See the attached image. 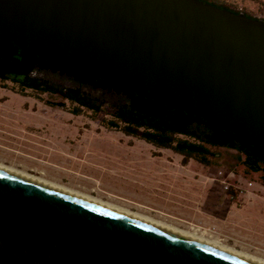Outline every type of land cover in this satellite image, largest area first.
Here are the masks:
<instances>
[{"label":"water","instance_id":"water-1","mask_svg":"<svg viewBox=\"0 0 264 264\" xmlns=\"http://www.w3.org/2000/svg\"><path fill=\"white\" fill-rule=\"evenodd\" d=\"M0 40L264 148V19L201 0H0ZM0 264H259L0 169Z\"/></svg>","mask_w":264,"mask_h":264},{"label":"rangeland","instance_id":"rangeland-1","mask_svg":"<svg viewBox=\"0 0 264 264\" xmlns=\"http://www.w3.org/2000/svg\"><path fill=\"white\" fill-rule=\"evenodd\" d=\"M223 2L264 17V0ZM31 76L54 90L27 89L22 95L18 81L22 78L0 79L1 162L230 246L234 239L226 237V243L225 237L193 225L200 224L196 216L207 213L224 218L232 206L246 204L245 213L235 216L236 225H229L230 234L239 239L233 247L264 257V191L255 189L264 185V171H253L243 153L206 144L212 151L209 165L195 158L183 165L182 154L106 125L116 118L113 105L127 101L125 94L40 67ZM67 88H81L84 95L102 104L101 110L65 99L60 91ZM59 102L65 106L50 105ZM76 107L81 108L79 114L73 113ZM192 128L202 135L207 130L198 124ZM240 187L243 195L252 190L256 197L244 201Z\"/></svg>","mask_w":264,"mask_h":264},{"label":"trees","instance_id":"trees-1","mask_svg":"<svg viewBox=\"0 0 264 264\" xmlns=\"http://www.w3.org/2000/svg\"><path fill=\"white\" fill-rule=\"evenodd\" d=\"M36 67L49 69L54 72L68 74L82 83L93 84L102 89L114 90L127 96L125 103L114 104L115 119L107 121L108 127L117 128L126 135H132L153 143L159 147L170 148L183 155L182 164L186 165L190 158H195L204 165H209V155L212 154L210 147H227L237 149L245 155L246 164L253 171H264V148L240 141L226 131L217 129L208 123L195 120L189 115L169 109L168 107L153 101L142 99L125 93L121 88L109 85L104 81H94L82 76L80 73L61 66L59 64L39 59L38 57L23 51L15 44H7L0 40V79L2 82L14 78L20 82L22 95L27 89L47 92L54 90L47 82L33 78L31 73ZM6 88L5 84H2ZM60 94L81 106H87L94 111L101 110L102 104L90 95H84L81 88H67L60 91ZM64 107L65 104L50 103ZM80 107H76L73 113L79 114ZM193 124L205 125L206 132L199 133L193 129ZM180 135L198 139L192 141L188 138H181Z\"/></svg>","mask_w":264,"mask_h":264},{"label":"bare ground","instance_id":"bare-ground-1","mask_svg":"<svg viewBox=\"0 0 264 264\" xmlns=\"http://www.w3.org/2000/svg\"><path fill=\"white\" fill-rule=\"evenodd\" d=\"M0 169L4 170V171H7V172H10L12 174L21 176L23 178L32 180L34 182L43 184L45 186L54 188L56 190L68 193L70 195L82 198L84 200L96 203L98 205L110 208L112 210L124 213L126 215H129V216H132L134 218H137V219L143 220L145 222L151 223L153 225L162 227V228L170 230L172 232L181 234V235L189 237L191 239L200 241L202 243H205V244H208L210 246L216 247L218 249L227 251L229 253H232V254H235L237 256L243 257L245 259L251 260L253 262H256V263H259V264H264V257H260V256H257V255H254V254L249 253L247 251L239 250V249H237V248H235L233 246H230L228 244H225V243L221 242L220 240H218L216 238L203 236V235H200V234H198L196 232H193V231H188V230L181 229V228L176 227V226H174V225H172V224H170V223H168L166 221L154 218V217H152L150 215H147V214L139 212V211L131 210L128 207L122 206L121 204L120 205L116 204V203H114V202H112L110 200L109 201L104 200L101 197L95 196V195H93L91 193L69 188L68 186L62 185V184L57 183L55 181H51V180L46 179L44 177L36 176L34 174H30V173H27L25 171L16 169L15 167H13L11 165H7V164H5V163H3L1 161H0Z\"/></svg>","mask_w":264,"mask_h":264},{"label":"crops","instance_id":"crops-1","mask_svg":"<svg viewBox=\"0 0 264 264\" xmlns=\"http://www.w3.org/2000/svg\"><path fill=\"white\" fill-rule=\"evenodd\" d=\"M202 186H204V185L202 184ZM253 186H255V184H253ZM255 189H256V191L258 190V191L262 192V191H264V185H262V186L259 185L258 187H255ZM184 190H186V189H184ZM205 192H206V190L204 191V189H203L202 193H205ZM253 192H255V191L249 190L247 194H244V195L242 194L243 200L245 201V197H247V198L254 197L255 198L256 195L253 194ZM216 194L217 193L214 192L213 196H215ZM245 205L241 208H237V207L232 206V209L229 212H227V214L225 215L224 218H220L217 216H210L207 213L197 214L198 217L196 216V220L199 221L200 224H193V225H196V227H199L200 229L208 230L210 232L209 233L210 235L215 234L216 236H219L222 238L225 237L224 239H225L226 243H228L226 240V237H227V239L228 238L234 239L235 244L234 245L232 244V245L236 246V243L239 242L238 241L239 239H235V237H234L235 235L232 236L230 234V233H232V231H230L232 229H231V227H229V225H234V224L236 225L237 221H239V220H237L235 218V216L237 217V215H239L241 213H245V211L247 210V207H245ZM241 249L248 250V249L243 248V247Z\"/></svg>","mask_w":264,"mask_h":264},{"label":"flooded vegetation","instance_id":"flooded-vegetation-1","mask_svg":"<svg viewBox=\"0 0 264 264\" xmlns=\"http://www.w3.org/2000/svg\"><path fill=\"white\" fill-rule=\"evenodd\" d=\"M201 1H204L206 3H210V4H212L218 8L226 9V10H229V11H232L235 13H244L247 16L252 17V18L264 19V17H262V15L255 14V13H252L250 11H245L242 7H235L233 5L226 4L223 2V0H201Z\"/></svg>","mask_w":264,"mask_h":264},{"label":"built area","instance_id":"built-area-1","mask_svg":"<svg viewBox=\"0 0 264 264\" xmlns=\"http://www.w3.org/2000/svg\"><path fill=\"white\" fill-rule=\"evenodd\" d=\"M250 185H252L253 186V183H250ZM241 188V193L243 194L245 191L244 190H242V187H240ZM233 192V191H232ZM233 197V196H232Z\"/></svg>","mask_w":264,"mask_h":264}]
</instances>
